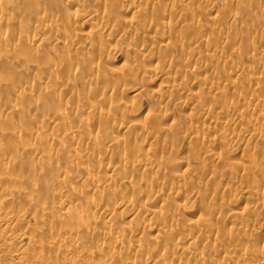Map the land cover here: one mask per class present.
Listing matches in <instances>:
<instances>
[{
  "label": "bare ground",
  "instance_id": "6f19581e",
  "mask_svg": "<svg viewBox=\"0 0 264 264\" xmlns=\"http://www.w3.org/2000/svg\"><path fill=\"white\" fill-rule=\"evenodd\" d=\"M121 1L129 4L130 12L137 7L134 13L139 16L119 17ZM160 1L0 0V222L6 224L4 239L20 245V260L37 254L43 257L38 264H52L80 250L83 256L98 257L93 264H264V236L251 233L256 220L228 210L230 202L224 199L232 189L219 188L223 177L238 175L239 168L243 176L264 175V158L255 154L257 148L264 156V49L257 47L264 42V1L212 0L218 5L211 17L199 15L206 0H164L163 8L156 10ZM8 21L20 29L25 26L27 32L7 33ZM173 21L194 35L186 36L183 28L174 31ZM116 24L129 30H120L125 43L117 51L108 49L109 57L130 53L134 58L152 49L156 63L146 69L130 57L128 71L106 75L88 56H76L78 48H94L95 37L106 33L103 36L110 38ZM234 24L239 27L232 30ZM149 29L157 37L137 32ZM137 38V45L126 42ZM39 50L43 58L37 57ZM19 53L24 62L12 65L7 57ZM193 56L203 63L190 65ZM30 70H35L34 82L23 79ZM149 71L161 82L178 83L164 93L149 92ZM199 72L204 75L196 76ZM139 77L141 81H135ZM92 79L101 84L91 86ZM127 79L134 84L126 90L151 106L145 121L131 122L129 108L102 97L106 91L121 90ZM175 104L188 109V116L172 117L168 107ZM99 119L104 123L95 126ZM228 119L234 128L249 122L258 128H241L233 138L237 142L226 141L221 128ZM168 136L198 141L201 147L195 157L178 162L166 156L175 152L165 143ZM154 139H160V148L151 146ZM242 141L246 148L251 143L255 152L247 149L227 163L223 156ZM211 147L219 150L212 152ZM193 170L204 175V184L196 190L187 186L196 184L198 175L187 180L184 174ZM256 183L253 178L252 187L244 183L235 190L251 207L263 209L264 201L258 199L264 190ZM182 198L204 205L206 201L210 210L182 221ZM11 205L61 222L38 229L54 238L59 252L40 243L31 252L24 249L33 242L16 223ZM225 208L226 214L221 213Z\"/></svg>",
  "mask_w": 264,
  "mask_h": 264
},
{
  "label": "rangeland",
  "instance_id": "374dc122",
  "mask_svg": "<svg viewBox=\"0 0 264 264\" xmlns=\"http://www.w3.org/2000/svg\"><path fill=\"white\" fill-rule=\"evenodd\" d=\"M144 1V0H143ZM264 1V0H262ZM260 1V2H262ZM242 3V2H238L237 0H221L220 3L222 4H233V3ZM145 3V2H143ZM166 2L164 0H161L158 4L155 5V9H160L163 8V4H165ZM120 6H119V17L121 18H124V19H127L129 20L130 18L132 17H138L139 16V13L135 14V10L137 9V7L135 9H133L132 12L131 9L129 8V4H127L126 1H121L120 3ZM205 5V6H204ZM215 5H218V4H215ZM214 1L212 0H206L203 4H201V6L203 7L201 10L200 9V16H208V17H211L212 14H213V10H214ZM97 6V5H95ZM139 8V7H138ZM10 10V9H8ZM155 10V11H156ZM128 11V12H126ZM159 11V10H158ZM15 12V11H14ZM130 12V13H129ZM157 12V11H156ZM17 13V11H16ZM204 15H202V14ZM140 18H143L142 16ZM209 21V20H208ZM221 22L223 21L222 19L220 20ZM33 22V21H32ZM210 22V21H209ZM173 25L171 24V29H173L174 31H182V28L184 25H182V23H175L173 21ZM7 33L11 34L13 31L15 33H18L20 31V33H25L27 32L28 28H19L17 27V25L11 21H8V25H7ZM185 27V26H184ZM231 27V26H230ZM239 27V25H235L232 26V30L237 29ZM122 29H127L129 30V28L127 27H124L122 25H115L114 28L111 30V37L110 38H105L103 35L101 36V38H97L95 37V42H96V46L94 48H92L91 50H87L86 48H78V52L76 51L77 53V57L79 55V57H82L83 54L84 56H88L90 61L94 62V63H99L100 66H101V69L102 71L106 74L110 71H112V73H115L116 71L120 72V70L122 69L123 71H128V68L130 65L129 61L130 60V57H132V55L130 53H126V54H121V55H117L115 56V58H111L108 56L107 54V51L108 49H113V50H119V48L121 47V45H123V41L122 39H120L119 37V32L120 30ZM170 29V30H171ZM181 29V30H180ZM187 29V28H186ZM186 29L183 28L184 31L182 32H186ZM231 29V28H230ZM189 30V29H188ZM172 31V30H171ZM193 30H190L188 31L189 33ZM137 32H139L140 34V37L142 35H145L146 37L148 36H155L157 37V32L154 31L153 29H149L148 31H145V33L141 32L140 30H137ZM188 32L185 33L186 36H189L188 35ZM190 33V36L191 37V34ZM194 35V34H192ZM255 35L257 36L258 33H255ZM254 35L255 38H258V36L256 37ZM263 35V34H262ZM261 35V36H262ZM260 36V34H259ZM78 38H82L83 35L82 34H79L77 36ZM94 37V36H93ZM140 41V38H137V39H134V41H126L129 45H137ZM225 43H229L228 39L224 40ZM243 41H239V45L243 48H246V47H249V43H242ZM123 43V44H122ZM257 47L259 48H263L264 49V42L262 44H257ZM150 49H145L143 51V54H136L134 55V58L135 57L137 58V60L139 61L138 63H140V66L142 65L143 67H145L146 69H149L153 64L156 63V60H155V53L153 54L151 51H148ZM82 52V53H81ZM149 52H151V54H149ZM43 55H42V54ZM6 54V53H5ZM4 54V55H5ZM41 54V56H40ZM86 54V55H85ZM4 55L2 56V58H4ZM10 55V54H9ZM8 54L6 56H9ZM130 55V56H129ZM45 56V53L43 52V50H39L38 54H37V57L38 58H43ZM154 56V57H153ZM151 57H153L154 59H152ZM23 56L22 54H15V55H11V57H7V60L9 59L12 63V65H16L18 63H23ZM131 58V60H132ZM152 59V60H151ZM136 60V59H135ZM202 59H200L199 57L197 56H193L191 61H190V65H192V63H196L197 65L202 64ZM30 64V63H29ZM30 65H33V64H30ZM231 65V63H227V66ZM31 66H29L30 68ZM33 67V66H32ZM32 67L30 69H32ZM33 70H30V72L27 74L28 76H24L23 79L26 78V80L24 81H27V82H34L36 81V74H35V70L34 72H32ZM109 71V72H108ZM125 71V72H126ZM18 74V73H17ZM107 75V74H106ZM148 80L146 81L145 83V87L147 90H151V92H153V90L155 92H161V93H164V91H167L168 87L173 85V84H177L178 82H173V81H164V82H161V80L156 77L155 75H153V73L151 71L148 72ZM198 75H201L203 76L204 73L203 72H199V74H197L196 76ZM29 77V79H28ZM22 79V78H20ZM133 80H130V79H127L126 82H125V85H122V88L121 90H119V87L117 88V90L115 92H109V91H106L104 93V95L102 96L103 98H105V100L108 99V97L112 98L113 100H115V102L119 103L122 107H127L130 109V113L128 115V119H130L131 122H136V121H145L148 119L147 115H148V111H150V108L151 106L149 107V105L146 103L145 99L143 96L141 95H137L136 92H130V91H127L126 89L127 88H130L133 86L134 84V81L132 82ZM135 81H138L140 82L141 79L140 77L135 79ZM101 83L98 81V80H95V79H92V81L90 82V85H100ZM48 86V85H46ZM44 88V87H43ZM257 92V91H256ZM260 92V91H258ZM85 96L88 100H92V98L94 97L93 95L91 94H86L85 92ZM168 111L170 113V115L172 117H175V119L177 120H182L184 119L185 116H188V113H190V111L188 109H180L179 106H177L176 104L173 106V105H170L168 107ZM211 116H214V118L216 119V115H215V108H213L211 110ZM212 117V119H210V121H215ZM103 120H95L94 122V125H101L103 124ZM252 126L253 128H258L257 126L251 124L250 122L249 123H244L243 125H240V126H237V127H233V121L228 119L227 120V123L223 125V127L221 128V133L224 136V138L226 139V141H236V139H233V138H237L238 137V133L240 131V129H249L251 128L252 130ZM128 134L131 133V130L129 132H127ZM214 133H210V135H213ZM170 138V139H169ZM172 139V140H171ZM157 140V142H156ZM155 145L154 146V143L151 145L153 147H157V148H160L159 144L161 143L160 139H154L153 140ZM152 141V142H153ZM206 143H204L205 145H207V140L205 141ZM165 143H167L169 146L170 145H173L172 147L174 148V153L170 154L168 153V151L166 152V156L170 157V159H174L176 161H181L184 157H195L198 149L201 147V143L198 142V141H194V142H189V140L186 138V140H182V141H176V138L175 137H171V136H168L165 138ZM203 144V145H204ZM249 143V146L246 148V145L244 144V142H238L237 145H232L230 146V148L228 149L227 151V154H225L223 156L224 159L228 160L227 163H232L230 161L234 160V157H237L238 155H243L246 151H248V153H252V152H255L256 151V155H259V157H263V154L262 152L260 153V151L258 152L257 148H255V151H252L254 150V147L253 145ZM159 145V146H158ZM171 147V146H170ZM253 147V148H252ZM248 149V150H247ZM251 149V150H250ZM211 150L212 152H217L219 150V147L217 148H214V147H211ZM258 153V154H257ZM260 153V154H259ZM262 154V155H261ZM171 155V156H170ZM176 157V158H175ZM183 168V169H182ZM180 169V173L187 168V166L184 165V167H182ZM241 171V172H240ZM236 172V171H235ZM234 172V174H235ZM239 172V174H238ZM188 174L190 173V175H187L186 172L184 171V174L186 175V178L187 176H190L191 177H195L198 175L199 179H197V182L196 184H193V185H190V186H187V187H191L192 189L196 190L197 188L201 187L203 184H204V175H201V174H198V171L197 170H193V171H189L187 172ZM218 173V172H217ZM238 175H229V176H224L223 180L220 182V185L222 186H219V188L221 187H230L232 189V193L229 194L227 197V199L225 198L224 200H226L227 202H230V206L227 207L228 210H232L233 213H235L236 216H241L242 215H245L248 216L252 219V221H255V227L253 229H251V233H255V232H259L261 234V236H264V208L261 209V207H251L250 204H248L247 201H245V195L243 193H237L236 192V188L239 187L240 185L241 186H246L245 184L247 183V185L251 186L252 187V179L254 178V182L256 183V181L258 182L257 186L256 184H254V186L256 187H259V189L261 190H264V175L260 176L258 174H255L253 173L252 175H248L247 176H243L242 174V170L237 169V173ZM197 177V178H198ZM250 177L252 178L251 181L249 180ZM245 178V179H244ZM249 178V179H248ZM259 178V179H258ZM187 180H189L187 178ZM225 180V181H224ZM263 180V181H262ZM245 181V182H244ZM249 182H251V184H249ZM216 183V182H215ZM245 183V184H244ZM260 183V185H259ZM234 186V187H233ZM236 187V188H235ZM263 188V189H262ZM234 191V192H233ZM264 193V191H263ZM17 194V193H15ZM242 194V195H241ZM244 195V196H243ZM245 199V200H244ZM259 201H264V195L260 197V199H258ZM205 202V205L202 203H200V201H192V200H187V199H179L178 203L180 204L179 206V218H181V220H185V219H197V216L198 214H206L208 213L210 210L209 209V206L207 205L208 203H206V201H203ZM155 206L158 208V207H161L162 204H159V203H155ZM255 208V209H254ZM226 208L223 209L221 211V213H225L228 211ZM10 211L11 212H14L15 213V221L16 223L20 224L19 226H21L24 230L22 231L24 236L26 237H30L31 241L33 242V244L31 245H25L23 247H25L24 249H27L29 251L30 249V252H31V249L33 248L34 244H45V246H48L52 249H55V252H59V248L54 245L55 243L54 242V238H50V237H47L44 233V235L42 234V232H40L38 229L41 228V226L43 227H46V226H60L62 225L61 222H58L57 220H55L54 218L51 219L49 217V215L47 213H42V214H38V216L35 214L34 215H31L29 213H26L25 211H18L17 209H15L12 205L10 206ZM253 212V213H252ZM247 213V214H245ZM253 214V215H252ZM257 217V218H255ZM236 220V219H235ZM229 224L226 223V225H223L224 228H226V226H228ZM135 225H133L134 227ZM6 224L3 223L2 221L0 222V264H16V262H19V261H22L24 262V264H38L42 261V255H37V254H29L28 256H23V259L20 260V258H22L20 256V245H18L15 241H7L6 238L4 239L5 235L7 236L6 234ZM19 229H17V231L15 230V232H19L18 231ZM20 232V233H22ZM146 235H152L154 233H152L151 231H146L145 232ZM43 239V240H42ZM53 240V241H52ZM44 241V242H42ZM259 244L260 246L262 245V241L257 243ZM97 245H99L98 243L94 245V247L96 246V248L98 247ZM264 245V244H263ZM28 246V247H27ZM53 246V247H52ZM22 247V248H23ZM31 247V248H30ZM262 256L264 257V250L262 251ZM140 258L139 256L136 258V260L138 261ZM98 260V257H96L95 255H89V256H83L82 253L80 252V250H72L68 253H66L64 255V258H58L57 260H55L54 262H52V264H93V263H96Z\"/></svg>",
  "mask_w": 264,
  "mask_h": 264
}]
</instances>
